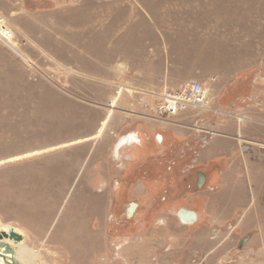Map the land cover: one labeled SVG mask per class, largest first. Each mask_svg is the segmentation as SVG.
Here are the masks:
<instances>
[{"label":"rangeland","instance_id":"374dc122","mask_svg":"<svg viewBox=\"0 0 264 264\" xmlns=\"http://www.w3.org/2000/svg\"><path fill=\"white\" fill-rule=\"evenodd\" d=\"M0 20L15 43L0 40V224L23 235L36 264H264V141L254 127L239 142L195 115L167 130L183 140L206 129L194 164L217 147L242 150L223 185L200 190L205 214L192 229L178 217L183 205L162 210L170 202L145 196V185L106 179L120 176L127 151L146 147L150 126L134 116L158 120L151 93L197 82L215 99L244 68L261 72L264 0H0ZM125 138L133 146L117 159ZM137 243L149 244L144 262L128 257Z\"/></svg>","mask_w":264,"mask_h":264},{"label":"crops","instance_id":"0c3cea01","mask_svg":"<svg viewBox=\"0 0 264 264\" xmlns=\"http://www.w3.org/2000/svg\"><path fill=\"white\" fill-rule=\"evenodd\" d=\"M262 38L263 37H261V40ZM262 41H264V39ZM263 57L264 56H262V58ZM257 67L258 65L253 66V68L250 70H247L246 68H244L243 70L240 69V75L235 76L234 80H232L231 82L228 81L230 82H227L229 85L226 83L221 88V91L218 93V96L215 99L212 97L211 102H213L211 103L208 110L184 113L178 117L176 116V118H172L169 120L150 119L144 114L142 115L136 113V116H134V118H136L137 120L141 119V121H143V123H141L143 124V126H150L149 128L144 129L146 147L144 146L137 151L135 150L134 155H132L131 152L127 151V154H129L124 155L126 165L120 176L116 177V174H111L106 179L113 178L117 180L118 178V180H122V184L118 183L120 187L121 185L127 187H134L135 184L145 185L148 188L149 192V194H146L145 196L151 198L164 197L161 203L162 205L164 203L170 202V207H161L163 208L162 210H167L173 205H183L179 208L178 217L179 212L182 209H186L196 213L197 221L195 223L187 224L182 222L184 225H187V227H189L188 229L194 228L198 223L201 224L202 215L205 214V202L203 201V197H205V195L201 193V189L205 186L214 189V187L216 188L217 185H223L226 180V177H224L223 175L231 166L234 165L235 161H237V159L242 156L239 153H242V150L240 147H236L233 152L228 153L226 151V147H217L215 154L213 149H211L209 153H207L206 151L204 159L194 164L192 156L196 153L195 150L198 148L202 151V148L206 146V129H202V127H199L198 129L200 134L195 135L194 133L185 136V139L183 140L179 137H176V139L175 136H173V131L167 130H169V128L173 130L175 127L181 126L178 120L181 118V116L190 117L192 115H195L200 117V125H202V122H205L207 124L209 122V126L215 125L216 132L214 133V136L216 138L225 139V137H228L239 142L240 138L245 137L247 131L250 130L249 127L252 126L255 128V130L253 131L258 133V142L260 143L261 140L264 141V132L258 130L255 127V125H258L259 123H264V94H254L251 92L254 88V85L256 84L264 88V67L261 72L257 71ZM253 72H260L263 77H253ZM244 93L246 94L242 96V94ZM230 95L231 97L230 99H228L227 97ZM246 100L253 102L254 105H250L251 103L249 104V102L248 104L244 103ZM239 103H241L242 105H238ZM246 109L252 111L250 116L253 117V119L248 118L245 121L240 117L232 119L235 117L234 114H230V112H227H239L240 114L243 112L248 113L246 112ZM234 120L235 122L238 121V125H234L232 123V121ZM205 123H203V125ZM231 124L232 126L234 125L235 128L231 127ZM183 127L188 126L184 125ZM156 128H160V130L158 131V133H160L158 135L162 140L161 144H158L157 141H155L156 139L154 134L156 133ZM231 132H233V134ZM132 133L136 136L138 134V136L140 137L138 130L130 131L123 136L130 135ZM179 141H182V145L179 143ZM246 143L247 142L245 141V144ZM248 144L251 145V143ZM123 145L120 146L119 150ZM128 145L132 147L133 143L130 142V144ZM205 150H208V148L206 147ZM262 152L264 153V147ZM120 157L121 154L118 151V157L116 158L119 159ZM127 157L129 158V160H127ZM257 170L258 173L262 172L258 168ZM110 185H114V182H112ZM250 186H252V182ZM157 190H160V193H157ZM126 192V189H123L122 191L120 190V195L118 196H123ZM233 196L234 197L232 199H236L235 195ZM141 197L143 196L141 195ZM183 197H190L192 200V205L190 206L188 202L186 204H182ZM184 200L185 198L183 199V201ZM236 200L234 202V206H236ZM197 204H203V206L201 208L199 206L196 207ZM145 245L149 244L137 243L134 247L135 249L133 250V253H130L128 257L138 260L134 257L139 255L144 257L140 262L146 261V259H148L149 257V252L144 250L143 246ZM139 246L142 247L141 250Z\"/></svg>","mask_w":264,"mask_h":264},{"label":"built area","instance_id":"2783aa9c","mask_svg":"<svg viewBox=\"0 0 264 264\" xmlns=\"http://www.w3.org/2000/svg\"><path fill=\"white\" fill-rule=\"evenodd\" d=\"M0 23H3V25H5L4 20H0ZM8 31L11 32V30ZM6 38V36H1L0 33L1 41H4L6 43ZM151 95L157 100V106L154 109V112H156V114L158 115V119L160 120L166 117H176L177 115H180L181 113H184L188 110L200 111L208 110L210 108L209 106L211 99L209 97L208 91L202 84L197 82H190L186 84V86L180 91L168 92L165 94L151 93ZM113 102L110 104L111 107H114L117 103L116 102L115 104H113Z\"/></svg>","mask_w":264,"mask_h":264},{"label":"water","instance_id":"95a60500","mask_svg":"<svg viewBox=\"0 0 264 264\" xmlns=\"http://www.w3.org/2000/svg\"><path fill=\"white\" fill-rule=\"evenodd\" d=\"M137 207H138L137 203L129 204L126 210V215L128 219L134 215ZM179 218L181 219L182 222L187 224L195 223L197 221L196 213L186 209H182L179 212ZM23 238H24L23 235H21L18 232H15L13 228H9L8 231L4 230L0 232V258L4 261L5 264H22L17 259H15L16 250L10 244V242L13 241L14 243H20L23 241ZM248 238L249 237H245V239L242 241L241 244L247 241Z\"/></svg>","mask_w":264,"mask_h":264},{"label":"bare ground","instance_id":"6f19581e","mask_svg":"<svg viewBox=\"0 0 264 264\" xmlns=\"http://www.w3.org/2000/svg\"><path fill=\"white\" fill-rule=\"evenodd\" d=\"M8 30L9 29L5 25H3V23H0V33H1V36H4V37L6 36L7 37L6 38L7 39L6 40V43L13 49V48H15V43H14V40H13L14 34H13L12 31L10 32ZM7 31L9 32V35H8V32ZM127 142L130 143V140L128 141V139H127ZM127 142H126V138H125V139H123V141H120L117 144V146L115 148V153H114L115 156L118 155V151H119L120 146L123 145V144H125V143H127ZM1 227H2V225L0 224V232L1 231H4V230L5 231H8L9 228H13V227H7V228H4L3 227V229H2ZM13 229L15 230V232L20 233L16 228H13ZM23 241H24V238H23ZM23 241L20 242V243H14L13 241L10 242V244L16 250V257H15V259H17L22 264H36L35 263L36 254H34V252L30 248H27L23 244ZM0 264H5L4 261L1 258H0Z\"/></svg>","mask_w":264,"mask_h":264}]
</instances>
